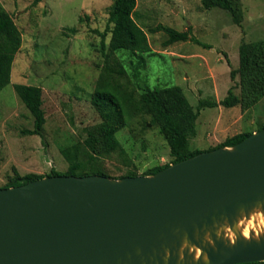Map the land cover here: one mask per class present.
<instances>
[{
	"label": "rangeland",
	"instance_id": "rangeland-1",
	"mask_svg": "<svg viewBox=\"0 0 264 264\" xmlns=\"http://www.w3.org/2000/svg\"><path fill=\"white\" fill-rule=\"evenodd\" d=\"M114 0H0L19 27L23 44L12 68L11 83L0 92V187L15 177L66 172L61 148L81 142L85 128L100 123L91 99L104 68L101 33L107 31ZM242 22L221 8L206 10L201 0H137L136 19L147 31L152 53L145 65L129 52L114 54L123 63L126 81L152 88L180 86L196 108L206 98L224 100L231 88L240 95L239 67L243 42L264 40V0H241ZM168 26L188 31L199 43L166 45ZM110 33L106 42L110 40ZM137 70L140 78L136 79ZM124 81V82H126ZM43 89L46 124L43 137L26 134L34 118L15 86ZM148 125L144 128L143 125ZM264 126V98L258 105H221L204 109L197 121L193 149L207 151L227 138L257 132ZM127 158H105L108 174L117 179L128 171L140 176L154 166L171 163L170 150L150 118H136L118 133Z\"/></svg>",
	"mask_w": 264,
	"mask_h": 264
},
{
	"label": "water",
	"instance_id": "water-1",
	"mask_svg": "<svg viewBox=\"0 0 264 264\" xmlns=\"http://www.w3.org/2000/svg\"><path fill=\"white\" fill-rule=\"evenodd\" d=\"M258 206L264 130L152 176H56L0 189V264L264 262V235L230 244L216 234ZM185 241L201 249L198 260L181 258Z\"/></svg>",
	"mask_w": 264,
	"mask_h": 264
},
{
	"label": "trees",
	"instance_id": "trees-1",
	"mask_svg": "<svg viewBox=\"0 0 264 264\" xmlns=\"http://www.w3.org/2000/svg\"><path fill=\"white\" fill-rule=\"evenodd\" d=\"M206 10L221 8L229 12L236 24L242 22L241 0H201ZM137 0H114L109 8L107 31L101 33V48L105 65L97 81L91 104L100 117V123L85 128L86 137L81 142L62 147L61 154L68 164L66 172L52 169L47 175L17 173L9 183L0 189L22 186L43 178L56 176H107L112 178L105 166V158L118 155L127 158L125 146L118 138V133L130 127L136 118H150L153 127L158 128L166 141L171 163L154 166L143 176H152L172 164L182 162L205 151L193 149L192 140L197 136V121L206 108L219 105L232 108L241 105L250 109L264 98V40L243 42L239 50V67L231 71V77H239L240 95L233 88L227 97L218 102L206 98L198 106L190 103L185 91L180 86L152 88L149 84L134 86L126 81V69L123 63L111 65L114 54L129 52L145 65V54L152 53L147 31L136 19ZM157 30L168 36L166 45L176 42L199 41L188 31H177L168 26H159ZM110 33V40L106 39ZM23 44L22 33L13 16L0 5V92L11 83L12 68L16 55ZM140 78L137 70L136 79ZM126 81V82H124ZM15 91L34 118V129L26 134L43 137L46 124L43 89L37 86L16 85ZM147 128L148 125H143ZM264 130L260 126L258 131ZM254 132H244L227 138L223 143L207 151L233 147ZM140 176L128 171L117 179ZM114 179V178H113ZM264 264V262L245 263Z\"/></svg>",
	"mask_w": 264,
	"mask_h": 264
},
{
	"label": "bare ground",
	"instance_id": "bare-ground-1",
	"mask_svg": "<svg viewBox=\"0 0 264 264\" xmlns=\"http://www.w3.org/2000/svg\"><path fill=\"white\" fill-rule=\"evenodd\" d=\"M216 234L219 239L224 240L230 244H234L237 235L240 234L245 240L255 239L258 240L264 235V208L258 206L254 208L249 215H242L235 223L234 228H230L228 225L217 229ZM207 241L210 240L207 238ZM188 251L190 255H194V261L198 260L203 254L201 249L191 245L188 242H184L180 255L183 257V253ZM204 261L207 262V257H204Z\"/></svg>",
	"mask_w": 264,
	"mask_h": 264
}]
</instances>
